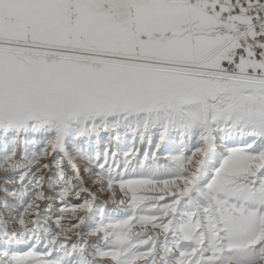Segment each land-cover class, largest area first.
I'll list each match as a JSON object with an SVG mask.
<instances>
[{"label": "snow or ice", "instance_id": "1", "mask_svg": "<svg viewBox=\"0 0 264 264\" xmlns=\"http://www.w3.org/2000/svg\"><path fill=\"white\" fill-rule=\"evenodd\" d=\"M0 264H264V0H0Z\"/></svg>", "mask_w": 264, "mask_h": 264}]
</instances>
